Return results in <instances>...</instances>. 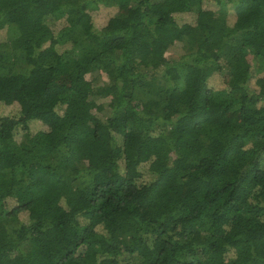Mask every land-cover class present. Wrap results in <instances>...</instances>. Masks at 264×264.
<instances>
[{
	"label": "trees",
	"instance_id": "trees-1",
	"mask_svg": "<svg viewBox=\"0 0 264 264\" xmlns=\"http://www.w3.org/2000/svg\"><path fill=\"white\" fill-rule=\"evenodd\" d=\"M1 33L0 264H264V0H0Z\"/></svg>",
	"mask_w": 264,
	"mask_h": 264
},
{
	"label": "rangeland",
	"instance_id": "rangeland-1",
	"mask_svg": "<svg viewBox=\"0 0 264 264\" xmlns=\"http://www.w3.org/2000/svg\"><path fill=\"white\" fill-rule=\"evenodd\" d=\"M100 17H101V15H99L98 17H96L97 23H98L99 25H101V24L103 23V21H105V18H100ZM179 17H181V18L184 19V20H188V21H189V19H191V18H189L188 15H180ZM61 24H62V23H59L58 25H61ZM3 36H4V35L1 33V35H0V39H2ZM175 51H176V50H175ZM175 51H174V52H175ZM171 53H173V51H172ZM175 56H176V55H175ZM211 84L214 86V88H218V89L225 87V84H224V82H222V79H219L217 76L214 77V78L211 80ZM18 108H19V107H18L17 105L2 106V107H1V110H0V113L3 114V115L11 114V113H15V111H17Z\"/></svg>",
	"mask_w": 264,
	"mask_h": 264
}]
</instances>
